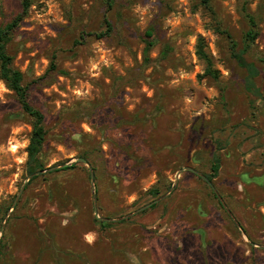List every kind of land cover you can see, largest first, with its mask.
Listing matches in <instances>:
<instances>
[{
  "label": "rangeland",
  "instance_id": "374dc122",
  "mask_svg": "<svg viewBox=\"0 0 264 264\" xmlns=\"http://www.w3.org/2000/svg\"><path fill=\"white\" fill-rule=\"evenodd\" d=\"M29 1L7 50L44 169L0 77V264H264V0ZM23 2L0 0V26Z\"/></svg>",
  "mask_w": 264,
  "mask_h": 264
},
{
  "label": "trees",
  "instance_id": "16d2710c",
  "mask_svg": "<svg viewBox=\"0 0 264 264\" xmlns=\"http://www.w3.org/2000/svg\"><path fill=\"white\" fill-rule=\"evenodd\" d=\"M204 2L207 5H210L211 0H204ZM109 6H111V4H109ZM29 7L30 1L24 0L22 12L16 15L11 21L6 23L5 25L0 26V77L6 82L7 86L15 92L22 109L32 119L33 129L30 136L29 144L27 146L28 173L29 175L33 174L36 177L37 173L44 169L41 156L43 153L47 135V130L45 127V115L41 109L34 106L30 101L28 91L29 87L24 83V75L21 70L14 67L13 56L7 50V44L11 41L13 33L27 14ZM247 17L250 23H253V26H255V20L253 16H251V14L249 13ZM104 21L106 24V28L100 33H97V37H104L110 35L113 32V24L108 19L107 15H105ZM152 33V31H147V36L151 37ZM246 35L247 39L250 42H253L256 39L258 33L254 29H250L247 31ZM228 36L231 39L230 48L232 54L237 59L239 64L248 68L250 76L255 77L256 75H258L259 70L255 67V64L246 62V59L243 56V52L237 49V42L230 35ZM151 45L152 41H147L146 51L150 49ZM50 69L58 70V72L65 74V71H61L58 69L54 61L51 62ZM74 166L75 165H64V167H62V169L60 170H68L74 168ZM220 166V157L219 155H215L212 162L213 175L208 176L210 178L209 181L212 180V178L218 174ZM152 192L154 194H159V191L157 189H152Z\"/></svg>",
  "mask_w": 264,
  "mask_h": 264
},
{
  "label": "water",
  "instance_id": "95a60500",
  "mask_svg": "<svg viewBox=\"0 0 264 264\" xmlns=\"http://www.w3.org/2000/svg\"><path fill=\"white\" fill-rule=\"evenodd\" d=\"M53 168H55V167H53ZM187 169L193 170L192 167H188ZM30 176H33V174L30 175ZM93 176H94V174L92 173V177H93ZM23 189H24V186H23V187L21 188V190L19 191L18 196H20V194L22 193ZM154 202H155V201H154ZM154 202H152V203H150V204H147V205H145V206L139 208L136 212H139V211H141L142 209H144V208H146V207H149V206L153 205Z\"/></svg>",
  "mask_w": 264,
  "mask_h": 264
},
{
  "label": "clouds",
  "instance_id": "9594fccd",
  "mask_svg": "<svg viewBox=\"0 0 264 264\" xmlns=\"http://www.w3.org/2000/svg\"><path fill=\"white\" fill-rule=\"evenodd\" d=\"M86 240H87V242L91 243L92 242V237L88 236V237H86Z\"/></svg>",
  "mask_w": 264,
  "mask_h": 264
}]
</instances>
